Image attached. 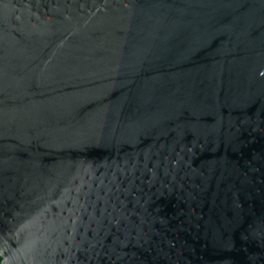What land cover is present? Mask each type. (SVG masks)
I'll list each match as a JSON object with an SVG mask.
<instances>
[{
    "label": "water",
    "instance_id": "95a60500",
    "mask_svg": "<svg viewBox=\"0 0 264 264\" xmlns=\"http://www.w3.org/2000/svg\"><path fill=\"white\" fill-rule=\"evenodd\" d=\"M0 264H264V0H0Z\"/></svg>",
    "mask_w": 264,
    "mask_h": 264
}]
</instances>
